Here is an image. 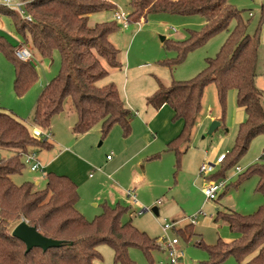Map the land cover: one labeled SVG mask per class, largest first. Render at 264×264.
Wrapping results in <instances>:
<instances>
[{"label":"trees","instance_id":"obj_1","mask_svg":"<svg viewBox=\"0 0 264 264\" xmlns=\"http://www.w3.org/2000/svg\"><path fill=\"white\" fill-rule=\"evenodd\" d=\"M24 1H27L25 9L32 21L2 3L0 13L12 18L23 44L30 47L32 53L50 58L58 51L61 56L60 72L37 99L34 125L49 132L54 116L70 105L77 115L74 134H85L101 125V135L105 138L115 125H120L123 136L128 137L132 133V110L116 83L98 84L110 74L104 60L115 69L123 67L121 50L111 39L119 31V23L108 19L90 25L91 14L114 12L116 6L107 0ZM130 7V23L144 21L154 13L204 17L201 30H191L182 40H167L166 46L177 54L160 63L170 68L181 64L191 51L215 34L229 32L216 56L206 59V67L201 72L189 80H174L170 86L161 84L148 101L156 109L168 104L174 110L173 120L183 122L181 132L166 149L180 159L181 147H188L193 139L206 87L216 84L223 113L221 122L227 94L236 90L237 104L245 109L247 118L239 125L234 149L225 154L220 164L222 168L207 176L213 180L225 179L227 169L235 167L253 139L264 134L263 92L256 85L264 6L253 35L248 32L249 22L243 19L242 11L230 0H131ZM234 20L235 26L230 30ZM16 49L17 46L0 34V53L12 62L14 89L18 95H23L39 75L34 61L20 59ZM51 146L48 140L35 138L32 128L12 112L0 108V149L13 152L9 157H0V264H96V260L102 259L98 249L101 244L113 249L115 264H137L131 257V248L141 249L154 264V252L162 249L160 238L140 230L132 220L124 221L129 206L105 204L103 212L90 220L77 207L78 185L68 175L47 172V185L43 189H36L33 182L21 185L14 182L13 175L21 174L25 168V153ZM160 157L161 153H157L150 160ZM253 174L259 177L257 191L264 196L263 160L250 166L240 177ZM230 186L227 184L221 197ZM218 217L227 220L240 236L232 242L221 238L214 244H206L203 239L198 241L209 256L202 264H219L231 256L240 264H264V204L252 214L229 210L219 212ZM22 220L35 226L44 236L61 241V245L27 251L26 243L12 234ZM176 232L189 241L194 225L187 223Z\"/></svg>","mask_w":264,"mask_h":264},{"label":"rangeland","instance_id":"obj_2","mask_svg":"<svg viewBox=\"0 0 264 264\" xmlns=\"http://www.w3.org/2000/svg\"><path fill=\"white\" fill-rule=\"evenodd\" d=\"M230 3L242 11L243 19L249 22L248 32L253 35L261 18L264 0H230ZM119 4L120 10L129 13L131 7L128 0H121ZM111 14L112 12L107 11L91 14L90 25L107 20ZM9 23L7 29L5 27H0V29L9 38L11 37V42L18 48L23 42L22 36L17 32L14 21H9ZM235 23L234 20L230 30ZM204 24L205 19L199 14L154 13L144 21L131 22L127 28L119 25L120 29L114 35L118 38L116 44L119 43L118 40L120 41L117 47L121 50L120 58L123 67L115 69L110 67L105 60L103 61L110 74L98 84H106L109 81L116 83L126 104L133 111V116L135 115L132 133L126 139L128 143L126 155L131 157L132 153L142 147L143 141L147 142L148 139L156 141L142 153L140 158L130 160L122 170V173H127L129 170H133V173L134 171L140 173L137 179L141 182L145 173L148 176L144 184L137 189L138 203H134V199L127 194V191L133 190L134 187L126 182L130 176L122 178L121 172L115 174L113 169L107 166L108 162L109 164L117 162L121 139L126 138L123 136L120 125L114 126L105 138L99 130L76 135L64 118L59 121L53 118L49 129L55 150L64 147L72 148V144H77L78 147H75L73 152L81 160L101 167L102 171L91 167L88 172L89 181L96 177L90 183L89 181L85 183L82 188L78 185L80 200L77 207L86 218L94 219L103 212L105 204L129 206L130 211L124 216V221L132 220L140 230L146 231L152 237L161 238L165 235L179 236L173 229L165 233L163 230L165 223L184 219L182 223L176 225L179 228L190 223L189 219L197 215L191 239L186 241L179 236L181 247L186 253L185 264H202L208 260V252L197 244L201 239L206 244H214L219 238L225 242H232L239 238V233L231 229L230 223L218 217L219 212L233 210L248 215L264 204L263 194L257 191L258 175L240 177L241 173L237 174L235 169L236 166H241L244 172L260 161L264 153V134L253 139L248 151L239 159L235 167L227 169L226 178H230L228 184L231 186L222 197L220 195L225 190L219 192L217 199L208 200L202 189L207 177L200 173L201 165L213 164L221 154L234 149L241 124L235 123L234 107L237 105L235 90H230L227 94L224 121L213 133H209L213 121L217 120L216 117L221 119L223 113L216 84L211 83L206 87L193 139L188 147H181L180 159L174 152L164 151L167 143L178 135L179 125L177 124L182 123L181 120H173L172 107L167 104L157 113L156 116L160 114L158 118L153 122L150 120L152 113H156V108L148 101L160 85L170 86L174 80L184 81L195 77L206 67V59L216 56L226 41L229 32L222 31L212 36L204 45L191 51L181 64L170 68L160 63L165 59L176 57L177 54L174 49L166 46L167 40L185 39L191 30L199 31ZM260 37L259 60L264 61V25ZM112 38L115 42V37L112 36ZM32 55L39 75L38 80L26 93L18 95L14 89L15 68L12 62L0 53V108L12 112L29 128L33 125L34 110L40 91L57 76L61 69V56L58 51H55L50 58L38 53H32ZM137 112L140 113L139 116L136 115ZM138 119L152 126L151 132H148L149 136L144 126L140 128L137 126ZM149 129H151L150 126ZM52 152L54 153L53 150L44 152L41 157ZM157 153H161V158L150 160ZM12 154V151L0 149V157H9ZM108 154L114 157V161L107 160ZM24 164L25 168L22 173L13 175L14 182L18 185L33 182L36 189L45 188L47 180L43 177L37 179L42 176L40 171L33 172L28 164L25 162ZM82 167L81 163L66 161L58 174H65L63 170L78 172ZM221 168V165H218L209 176L216 174ZM90 173L93 175L90 176ZM109 174H113L111 179ZM99 176L103 177V180L98 181ZM123 191L126 196L123 195ZM114 198L115 201H110ZM153 207L160 209L159 215L152 211ZM145 208L147 210H144ZM98 249L102 254V259L96 260V264H115L114 251L109 245L101 244ZM130 254L137 264H151L139 248H131ZM154 262V264H161V262L169 264V260L167 261L162 251L154 252ZM219 264L240 263L231 256Z\"/></svg>","mask_w":264,"mask_h":264},{"label":"crops","instance_id":"obj_3","mask_svg":"<svg viewBox=\"0 0 264 264\" xmlns=\"http://www.w3.org/2000/svg\"><path fill=\"white\" fill-rule=\"evenodd\" d=\"M1 1L2 0H0V3H1ZM107 1H109L110 3H112V4H114L115 6H116V9H119V3H120V1L121 0H107ZM129 1V5H130V1L131 0H128ZM121 8V7H120ZM131 11V10H130ZM129 11V12H130ZM103 13V12H102ZM102 15V14H101ZM113 12H112V14H111V16L108 18L109 20L110 19H113ZM107 19V20H108ZM9 21H12L11 20V17L10 16H8V15H4V14H1L0 13V27L1 28H6L7 29V27H9V25H10V23H9ZM0 34H2V35H4V36H6L10 41L12 40L11 39V37L9 38V36H7L6 34H4L2 31H1V29H0ZM112 36H114L115 37V42H114V40H113V38L111 37V39H112V41L116 44V40L118 39L115 35H112ZM118 42L120 43V41L118 40ZM119 43L118 44H116V45H119ZM22 44H23V42H22ZM262 65V66H261ZM110 82V81H109ZM108 83V82H107ZM48 84V83H47ZM46 84V85H47ZM45 85V86H46ZM256 85H257V87L263 92V96H262V103H263V105H264V61H261V60H259L258 61V76H257V78H256ZM45 86H43V88L42 89H44L45 88ZM236 91V90H235ZM42 92V90L40 91V93ZM237 95V94H236ZM167 104H165V105H163L160 109H156V113L154 114V113H152L153 115L151 116V118H150V120L153 122L156 118H158L159 116H160V114L158 115V116H156L157 115V113H159L160 112V110L164 107V106H166ZM235 109H234V116H235V123L237 124L238 122L239 123H242L243 121H245L246 120V118H247V113H246V111H245V109L243 108V107H240V106H238V104L236 105V107H234ZM173 110V109H172ZM133 112V111H132ZM134 114V113H133ZM136 115H140V113L139 112H137V114ZM173 116H174V110H173ZM62 118H64L65 120H66V122H67V124L69 125V127H70V129L72 130V132H73V126H74V124H75V122H76V120H77V115H76V113H75V111L73 110V108L70 106V105H67V108H66V110L64 111V112H62V113H60V114H57L56 116H54V120H62ZM213 118H215V117H213ZM217 118V120H219V121H221L220 120V118H218V117H216ZM134 121H135V115L133 116L132 115V126H133V124H134ZM57 122V121H56ZM137 123V126L140 128V127H143L144 126V128H145V130H146V132H147V134H148V136H149V133L148 132H151V130H152V126L147 122L146 124L144 123V121L142 120V119H138V121L136 122ZM33 125L31 126V128H33L35 125H34V123H32ZM143 124V125H142ZM177 125H179V131H178V134L181 132V130H182V128H183V122L182 123H179V124H177ZM116 126V125H115ZM149 126H150V128L151 129H149ZM97 128H99V129H97ZM94 130H99V133L101 132V127H97V126H95L90 132H93ZM118 132V131H117ZM49 138H48V141L52 144V146H51V148L50 149H42V150H38V149H36V151H37V153H38V157H39V159H40V161L42 162V165L45 167L44 168V171H40V173H41V175L42 176H40V177H38L37 179H39V178H44L45 180H46V176H47V172H55V173H57L58 174V172L60 171V169H61V166L63 165V163H65L66 161H68V162H70V163H73V162H76V163H81L82 165H83V167H82V169H81V171H78V172H74V170H63L62 172L64 173L65 172V174L64 175H68L75 183H77V185H79L81 188L83 187V185H85V183H87L88 181H89V178H88V172H90V169H91V167H96L97 168V170H99V171H102L101 170V167H98V166H94V164H92V163H90V162H87V161H85V160H81L80 159V157L78 156V155H76L74 152H73V149L75 148V147H78L77 146V144H72L73 145V147L72 148H70V147H64V148H59L58 150H55V144H54V142L51 140V132L49 131ZM178 136V135H177ZM177 136H175V137H177ZM174 137V138H175ZM128 137H126V138H124V139H121V145L119 146V147H121V148H119V152H118V156H117V158L118 159H116L117 160V162L115 163V164H109V162L107 163V166H109L111 169H113V173H115V174H118L119 172H121L122 173V170H124L125 169V167H126V165H127V163L130 161V160H132V159H134V158H140L141 157V155H142V153L145 151V150H147L150 146H152L156 141H155V139H148V141L146 142V141H143V145H142V147L137 151V152H134V153H132V156L131 157H129V156H127L126 154H127V152H128V143H127V141H126V139H127ZM173 138V139H174ZM158 140H160V139H158ZM172 140V139H171ZM170 140V141H171ZM161 141V140H160ZM169 141V142H170ZM168 142V143H169ZM167 143V144H168ZM166 149H167V146H166ZM166 149L164 150V151H166ZM54 151V153L52 152V153H50V154H48V155H45L44 157H41V155H42V153H44V152H50V151ZM171 152V151H170ZM109 155V154H108ZM162 156V155H161ZM161 158V157H160ZM107 160L108 161H110V160H113L114 161V157L113 158H111V159H108L107 158ZM59 162V163H58ZM34 172V171H33ZM36 172V171H35ZM93 174L92 173H90V176H92ZM112 175L113 174H109V178L111 179L112 178ZM122 175V178L123 177H127V178H129V176H130V179H128V180H126V182L129 184H131V186H134L133 187V190H134V192L135 193H137V189L138 188H140L143 184H144V182H145V180L148 178V176L146 175V173L142 176V182H141V180H138L137 178L139 177V175H140V173H137L136 171H134V173H133V170L132 171H127V173H122L121 174ZM96 177V176H95ZM94 177V178H95ZM93 178V179H94ZM103 177H100L99 176V179H98V181L99 180H103L102 179ZM93 179H91L88 183H90ZM84 181V182H83ZM123 181H124V179H123ZM206 183V181L204 182V184ZM123 195H125L126 196V194H125V192L123 191ZM137 195V194H136ZM112 197H114V196H112ZM124 197V196H123ZM97 199H98V197H97ZM137 199H138V197H137ZM110 201H115V198L113 199V200H110ZM134 202V201H133ZM139 202V200L137 201V202H134V203H138ZM116 203V202H115ZM159 209V208H158ZM144 210H146V208L144 209ZM160 210V209H159ZM184 221V219H181V220H176V221H174V222H176L177 224H179V223H182ZM185 225V224H184ZM184 225H182V226H184ZM181 226V227H182ZM160 243H162L161 241H160ZM180 246H181V242H180ZM158 251H162V252H164L165 253V255H166V258H167V261L169 260V258H168V254H167V252H166V250H165V248L163 247V245H162V249H160V250H158ZM161 264H164V263H161ZM165 264H168V263H165Z\"/></svg>","mask_w":264,"mask_h":264},{"label":"built area","instance_id":"obj_4","mask_svg":"<svg viewBox=\"0 0 264 264\" xmlns=\"http://www.w3.org/2000/svg\"><path fill=\"white\" fill-rule=\"evenodd\" d=\"M1 3L17 12H19L24 18H26L29 21H32V16L27 13L25 9V5L27 4V1L24 0H2ZM129 13L122 11L120 9H117L114 11L113 19H115L119 25H121L123 28H127L130 24L129 21ZM16 53L18 57L22 60H34L32 52L30 51L29 47H27L24 44H20V46L16 49ZM33 136L37 139H44L47 140L49 138V132L46 130H43L40 126H34L32 128ZM225 157V154H221L217 161L215 163H204L200 167V173L202 175H205L206 177L211 174L215 170V168L221 164ZM108 159H111L112 156L108 155ZM24 162L29 165L30 170L32 171H44V166L42 165V162L40 161L38 157V153L35 150H31L24 154ZM260 160L264 161V153L261 155ZM236 173L240 174L243 172V168L241 166H236ZM230 178H225L221 180H213L206 178V183L204 184L203 192L206 195L208 200H215L218 198L219 192L225 190L228 181ZM128 196L132 197L134 199V202H137V195L134 192V190H128L127 191ZM147 210V209H146ZM141 213V212H140ZM196 218L197 215H194L191 217L190 223L196 224ZM177 223H165L163 230L165 233H167L170 229L177 230L176 228ZM160 241L162 242L163 247L165 248L168 258H169V264H185V258L186 253L184 248L180 246V238L177 236L169 237L168 235H165L160 238ZM162 263V262H161Z\"/></svg>","mask_w":264,"mask_h":264},{"label":"water","instance_id":"obj_5","mask_svg":"<svg viewBox=\"0 0 264 264\" xmlns=\"http://www.w3.org/2000/svg\"><path fill=\"white\" fill-rule=\"evenodd\" d=\"M163 39H165V37H163ZM220 125L221 121L214 120L209 133H213ZM152 211L156 215H159L160 213L158 207H153ZM12 234L26 243L27 251H30L34 247H40L47 250L61 245V241L44 236L35 226L30 225L25 220H22L14 227Z\"/></svg>","mask_w":264,"mask_h":264}]
</instances>
